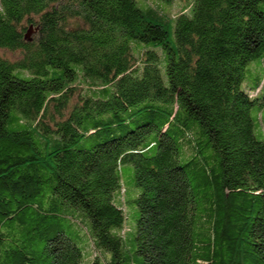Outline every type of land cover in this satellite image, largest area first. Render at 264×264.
I'll return each mask as SVG.
<instances>
[{
  "label": "trees",
  "instance_id": "trees-1",
  "mask_svg": "<svg viewBox=\"0 0 264 264\" xmlns=\"http://www.w3.org/2000/svg\"><path fill=\"white\" fill-rule=\"evenodd\" d=\"M179 1L0 0V264H264V0Z\"/></svg>",
  "mask_w": 264,
  "mask_h": 264
},
{
  "label": "rangeland",
  "instance_id": "rangeland-1",
  "mask_svg": "<svg viewBox=\"0 0 264 264\" xmlns=\"http://www.w3.org/2000/svg\"><path fill=\"white\" fill-rule=\"evenodd\" d=\"M141 3L146 5H152L156 6L158 5L155 0H140ZM160 6L163 10V13L169 14V15H176L178 12H180V9H182L181 1L175 0L171 4L161 3ZM186 8V6H185ZM184 8V9H185ZM173 37V35H172ZM18 52H9L3 49H0V57L8 60L13 61L18 58ZM263 61V67H264V59ZM251 65V64H250ZM259 64H254L255 70L247 74V84L242 85V89L250 85L249 82L257 81L264 73L259 72L258 68ZM260 73V74H259ZM264 82V80H263ZM79 84H76L78 86ZM89 85L88 84H81L80 85V91H83L86 89ZM261 119L264 124V112H262ZM264 126V125H263ZM264 133V129L262 130ZM261 132L257 131V135L260 136ZM120 178H121V184L126 190V193L124 195V198L126 200L125 204V224L131 226L134 231V224L137 218V208L136 206L131 202L133 199V195L135 193V190L132 188V180H133V168L131 165H122L119 168ZM120 199L122 201V195L120 196ZM69 216L65 214V211L61 212V216L59 218L53 219L50 223L51 225L56 229L61 231L67 238H69L81 251V256H83V261H81V264H91L92 262V255H93V246L89 240L88 234L86 233L85 229L80 227L81 223H85L86 226H88V219H86L84 216L81 215H75L73 212L68 213ZM55 225H57L55 227ZM78 227L80 229H78ZM125 229L121 231V233H124ZM127 235L123 237V253L124 258L126 261L131 260L133 258V248L131 246L130 240L132 238V234L127 232ZM127 236V237H126ZM97 254L105 255L106 258L110 259V253L105 252L104 250H96Z\"/></svg>",
  "mask_w": 264,
  "mask_h": 264
}]
</instances>
